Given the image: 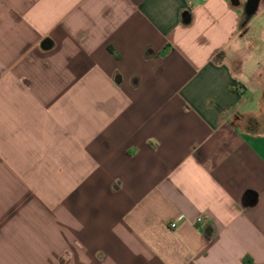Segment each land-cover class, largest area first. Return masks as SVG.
Instances as JSON below:
<instances>
[{
  "label": "crops",
  "instance_id": "1",
  "mask_svg": "<svg viewBox=\"0 0 264 264\" xmlns=\"http://www.w3.org/2000/svg\"><path fill=\"white\" fill-rule=\"evenodd\" d=\"M249 1L0 0V264H264Z\"/></svg>",
  "mask_w": 264,
  "mask_h": 264
},
{
  "label": "rangeland",
  "instance_id": "2",
  "mask_svg": "<svg viewBox=\"0 0 264 264\" xmlns=\"http://www.w3.org/2000/svg\"><path fill=\"white\" fill-rule=\"evenodd\" d=\"M248 40L255 41L256 45L258 46L254 50H251V52H246L245 57L249 59L246 69V74H244V77H249V71L254 69V62H252L253 57H256L260 59L263 62L262 57L264 56V20L259 17L257 21H255V24H251L250 33L248 36ZM251 63V66H250Z\"/></svg>",
  "mask_w": 264,
  "mask_h": 264
},
{
  "label": "built area",
  "instance_id": "3",
  "mask_svg": "<svg viewBox=\"0 0 264 264\" xmlns=\"http://www.w3.org/2000/svg\"><path fill=\"white\" fill-rule=\"evenodd\" d=\"M196 224H197V226L199 227V228H201V229H206V227L208 226V224H209V217L208 216H206V215H201V216H199L198 218H197V220H196ZM176 223H174L173 225H172V228H176Z\"/></svg>",
  "mask_w": 264,
  "mask_h": 264
},
{
  "label": "water",
  "instance_id": "4",
  "mask_svg": "<svg viewBox=\"0 0 264 264\" xmlns=\"http://www.w3.org/2000/svg\"><path fill=\"white\" fill-rule=\"evenodd\" d=\"M257 7H258V1H253V2H251V3L248 4L249 10H251L253 12L257 9ZM51 46H52V43H50V41H46L44 43V48H46V49L50 48ZM255 205H256V201H254L253 203H251V207L252 206L254 207Z\"/></svg>",
  "mask_w": 264,
  "mask_h": 264
},
{
  "label": "trees",
  "instance_id": "5",
  "mask_svg": "<svg viewBox=\"0 0 264 264\" xmlns=\"http://www.w3.org/2000/svg\"><path fill=\"white\" fill-rule=\"evenodd\" d=\"M253 1H255V0H250L249 3L253 2ZM249 14H250V13H249Z\"/></svg>",
  "mask_w": 264,
  "mask_h": 264
}]
</instances>
